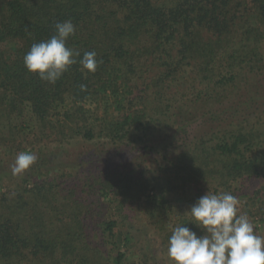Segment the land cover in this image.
Returning <instances> with one entry per match:
<instances>
[{"label":"trees","instance_id":"1","mask_svg":"<svg viewBox=\"0 0 264 264\" xmlns=\"http://www.w3.org/2000/svg\"><path fill=\"white\" fill-rule=\"evenodd\" d=\"M66 20L80 57L48 83L23 57ZM51 136L103 143L110 166H55ZM22 151L38 158L11 176ZM262 180L264 0H0V264H148L131 213L168 248L177 225L203 234L187 210L207 191L264 227Z\"/></svg>","mask_w":264,"mask_h":264},{"label":"clouds","instance_id":"2","mask_svg":"<svg viewBox=\"0 0 264 264\" xmlns=\"http://www.w3.org/2000/svg\"><path fill=\"white\" fill-rule=\"evenodd\" d=\"M55 29L47 40L33 43L23 57L29 72L53 84L80 57L79 51L67 46V39L75 34L72 21L58 22ZM96 55L95 51L85 52L79 60L82 68L94 73ZM37 158L30 151L19 152L11 166L12 175H23ZM187 211L203 234L198 236L185 224L172 228L167 248L172 264H264V236L257 234L248 215L241 213L237 197L207 191Z\"/></svg>","mask_w":264,"mask_h":264},{"label":"rangeland","instance_id":"3","mask_svg":"<svg viewBox=\"0 0 264 264\" xmlns=\"http://www.w3.org/2000/svg\"><path fill=\"white\" fill-rule=\"evenodd\" d=\"M188 78H186L187 80ZM102 104V103H101ZM99 104L98 108L96 109L98 114H101L103 112L102 105ZM89 107H95V104L93 105H87ZM55 136L49 137V139H45L42 144L43 148H47V151L44 152L46 156H49L55 166H62L63 163H70L74 164V166H77V164H82V166H78L79 169L81 168H88L91 171L94 172H100L101 170H105L106 167L110 166V163L108 161L97 159L96 155L98 156L101 154L104 148L103 143H99V141H93V142H84L81 140H70L67 142V140H63L62 142L54 141L53 138ZM101 142V141H100ZM36 154V153H35ZM122 154V153H121ZM124 156V154H122ZM90 157L92 159H90ZM100 158V157H99ZM103 158V157H101ZM16 157L11 162L9 166V174L11 176V166L14 164ZM89 160H94L92 165H86L85 162ZM262 185H258L256 183V186L252 185L249 190L251 192L258 190V188H263L264 193V180L260 182ZM245 200H240V207H243ZM259 203V202H258ZM134 212V211H133ZM131 221L136 224V228H134L132 231L134 232L136 237H140L139 241H137L136 245L134 246V250L138 254V251L140 249H137L139 245L144 241L145 237L152 236L150 232L147 236H144V232H140L139 228L143 225H146L145 219H143V216L141 214H137L136 216L134 213H131ZM254 230L257 234L264 236V227L261 226L260 223H257V218H254L253 220ZM260 225V226H259ZM141 234L144 236L141 238ZM151 237V249L154 250V252L150 255L148 264H172V261L169 259L167 254V247L166 245H162L161 241L159 239H152ZM137 249V250H136Z\"/></svg>","mask_w":264,"mask_h":264}]
</instances>
